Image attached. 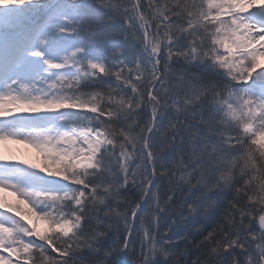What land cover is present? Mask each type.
Masks as SVG:
<instances>
[{"label":"snow or ice","instance_id":"1","mask_svg":"<svg viewBox=\"0 0 264 264\" xmlns=\"http://www.w3.org/2000/svg\"><path fill=\"white\" fill-rule=\"evenodd\" d=\"M262 57L264 0H0V141L46 161L0 190L52 232L0 212V264H264Z\"/></svg>","mask_w":264,"mask_h":264},{"label":"rangeland","instance_id":"2","mask_svg":"<svg viewBox=\"0 0 264 264\" xmlns=\"http://www.w3.org/2000/svg\"><path fill=\"white\" fill-rule=\"evenodd\" d=\"M259 62L263 64L264 57L260 58ZM6 107H8L7 103ZM14 108H12V110ZM17 142L19 143L16 144L17 146L21 147L22 145L24 149L29 151L30 156L32 158L31 161L27 160V158L25 157V153L22 150L18 151L14 146L11 145V143ZM0 148H3L2 150H0V155H5V153H7L6 157L12 160V162H15L14 164L21 165L26 168H33V170L35 171H40L41 169H44V165H46L44 154L32 144L25 143L22 140L6 139L4 141H0ZM49 170L52 169L49 168ZM16 197L18 196L11 190H0V200L9 201L12 206H17L19 207L22 213H26L28 211L26 206L29 205L24 202L26 206H22L21 202ZM29 217V225H34L35 230L39 235H45L50 232L49 226H47L43 221L37 220L33 215H29Z\"/></svg>","mask_w":264,"mask_h":264}]
</instances>
